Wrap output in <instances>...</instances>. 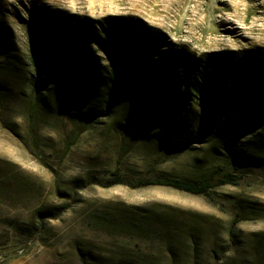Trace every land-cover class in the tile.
<instances>
[{"label":"rangeland","instance_id":"rangeland-1","mask_svg":"<svg viewBox=\"0 0 264 264\" xmlns=\"http://www.w3.org/2000/svg\"><path fill=\"white\" fill-rule=\"evenodd\" d=\"M48 18L78 30L53 38ZM101 26L150 40L135 83ZM35 30L47 56L32 116ZM246 60L264 62V0H0V264H264V119L244 131L240 106L255 104L232 69ZM176 61L193 71L165 93ZM226 173L235 183L211 197L100 185Z\"/></svg>","mask_w":264,"mask_h":264},{"label":"trees","instance_id":"trees-1","mask_svg":"<svg viewBox=\"0 0 264 264\" xmlns=\"http://www.w3.org/2000/svg\"><path fill=\"white\" fill-rule=\"evenodd\" d=\"M54 19V20H53ZM37 21V20H36ZM45 21L46 27L49 29L50 35L53 38H61L64 36H67L69 34H73L76 29V26H69L68 28L61 25L62 18H48ZM33 24L35 29H37V23L35 20H33ZM86 25V24H85ZM102 31V32H101ZM95 35H93L94 39L97 41L99 45H101L106 51L109 52L108 49H111L113 53H117V63H121L120 66L123 69L122 71V83H135L137 81L138 76L136 73L127 76L126 70L128 68L133 67V65H142L141 57L143 55V52L147 49H150L151 42L147 37H142V35L136 31L132 30L131 34L128 35H122V31H116V32H109L106 28L100 27V30H95ZM105 35L111 39L114 40V44L110 48L107 49V45L100 44V36ZM80 41H77L76 44H70L68 45L69 49H64L61 51L62 55H70L73 53V50L78 47ZM72 49V50H71ZM47 55L43 54L42 51V40L40 37V34L35 30V33L33 35V42L32 47L30 49V66L34 73V88L33 93L30 100V106H29V112L33 116L38 111V93L41 90V88L44 85V73H46V68H43L44 59ZM170 56L165 55L163 58H161V62L164 64L168 61ZM124 59V60H123ZM161 64V63H160ZM159 64V65H160ZM178 69L175 71V73H170L168 78L170 79L169 84L166 83L164 87H162V90L169 91L172 88H175V81L174 78L177 79L180 77L181 83L183 84L182 78H188L190 73L193 71L194 65L192 63H184L181 64L180 62H175V65ZM157 67V66H156ZM48 68V67H47ZM151 67H149L146 72H150L153 70V68L150 70ZM90 69V68H89ZM157 69V68H156ZM233 73H237L236 78L237 82L235 84L234 91L239 90L243 87H245L244 92L248 95H251L254 99V110L253 113H249L246 110V105H241L242 111H246L248 116H245V120H243V129L244 131H250L253 129L259 121L264 119V74L260 76V79H258V71H261L264 73V62L257 63L256 61H250L246 60L245 62H239L236 63L233 67ZM150 70V71H149ZM83 71H89V70H83ZM128 71H132V69H128ZM128 73V72H127ZM243 73V74H242ZM145 75V74H143ZM144 77V76H142ZM141 77V78H142ZM70 80V79H69ZM109 85L112 83L114 88L111 87L108 91V95H111L113 97H117L119 95V89L121 90L122 84H120L118 87L116 86V81L113 77V75L108 76ZM127 81V82H126ZM258 81V83H257ZM72 84V81H70ZM188 83V80L185 82ZM111 86V85H110ZM118 89V90H117ZM192 90L196 91L197 93L203 94L202 90H200L198 87L192 88ZM205 91V90H204ZM206 93V92H205ZM165 96V95H164ZM176 97V96H175ZM179 98L176 97V105L177 103L180 104V101H178ZM236 122V121H235ZM234 122V123H235ZM233 141V138H231ZM226 151L228 153V158L230 156L232 158L235 157L233 145H229L226 148ZM234 175L230 173H226L219 179H205V180H196V181H188L183 179H176V178H170L166 176H155V177H149L145 176L143 178L133 180L129 179L127 177H123L119 174H115L114 177L110 180H108L104 184H100L101 187L105 189H109L115 186H125L127 188H130L132 190L135 189H143L147 187L152 186H159V187H167L172 188L174 190L182 191L185 193L198 195V196H205V197H211L214 193L213 189L217 186H223L227 184H234ZM197 231V230H195ZM192 240L197 243L198 238L195 236L192 237ZM195 247H198L195 245Z\"/></svg>","mask_w":264,"mask_h":264}]
</instances>
